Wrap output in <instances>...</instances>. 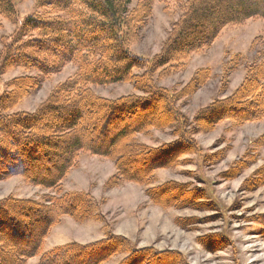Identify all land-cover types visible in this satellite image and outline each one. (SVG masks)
Returning a JSON list of instances; mask_svg holds the SVG:
<instances>
[{
	"label": "trees",
	"instance_id": "trees-1",
	"mask_svg": "<svg viewBox=\"0 0 264 264\" xmlns=\"http://www.w3.org/2000/svg\"><path fill=\"white\" fill-rule=\"evenodd\" d=\"M21 1L0 0V15L14 19ZM211 1L215 0H173L181 15L161 52L145 59L133 55L131 45L143 39L153 0H140L133 10V0H39L37 8L46 14L29 17L0 53L4 73L16 68L39 73L9 82L0 98V181L12 176L9 164L20 158L28 183L60 191L79 156L87 153L114 163L116 173L106 183V191L123 183L148 186L156 183L158 170L184 164V156L201 152L196 135L212 133L225 121L241 126L264 120V32L252 45L250 61L238 54L223 64L221 95L228 92L231 76L244 67L245 76L236 90L201 108L193 119L182 112L179 102L207 85L210 69L198 70L180 93L172 94L156 84L158 71L164 69L166 75L180 71L192 55L208 50L226 27L264 20V0H216L217 7H210ZM69 63L77 66V74L57 86L39 109L8 114L38 91L45 78ZM124 82L132 83L144 96L111 100L91 90V86ZM172 127L176 140L171 143L150 147L137 140L141 134ZM224 152L210 159L221 160ZM249 166L250 160L239 159L222 176L234 180ZM258 175L261 178L247 181L246 187H263L264 167ZM60 193L41 201L11 196L0 200V264H25L37 256L40 264H105L119 255L125 256L119 264H187L178 252L152 246L140 249L107 231V222L99 214L104 199L98 201L86 192ZM145 195L163 209L206 211L213 208L205 207L214 205L205 201L203 189L178 182L147 189ZM64 216L77 223L90 219L104 223L106 235L96 242H74L42 253L51 229ZM182 221L177 220V225L186 227ZM222 243L212 237L203 245L216 251Z\"/></svg>",
	"mask_w": 264,
	"mask_h": 264
},
{
	"label": "rangeland",
	"instance_id": "rangeland-1",
	"mask_svg": "<svg viewBox=\"0 0 264 264\" xmlns=\"http://www.w3.org/2000/svg\"><path fill=\"white\" fill-rule=\"evenodd\" d=\"M38 1H21L17 5L14 19L0 15V53L3 44L20 31L29 17L46 14V10L37 8ZM139 2L140 0H133L130 9L136 8ZM217 2L211 1L210 7H217ZM180 15L181 11L174 5L173 0H153L143 39L131 45L132 54L145 59L158 55L172 24ZM263 32L264 20L261 19H250L242 24L228 26L208 50L192 55L180 71L168 75L163 73L164 69L158 71L155 75L156 84L158 87L167 88L172 94L180 93L198 70L210 69L212 78L207 85L189 99L179 102L182 112L189 119H193L201 108L218 98L228 97L236 90L246 71L244 67L237 70L231 76L228 92L221 95L219 90L222 85L223 64L238 54L246 56L250 61L252 45ZM77 72L75 64H66L59 73L45 78L38 91L24 98L8 114L34 113L57 86L74 78ZM142 72L135 71V74ZM38 75L37 70L24 68L4 73L0 61V98L7 92L9 82ZM91 90L97 96L111 100L131 95L144 96L135 91L132 83L128 82L91 86ZM172 130L174 127L152 130L149 134L139 135L137 140L147 146L158 147L176 140L172 136ZM1 137L0 131V140ZM195 139L201 152L184 156V164L172 169L158 170L156 183L148 186L123 183L110 191L105 190V185L115 175L116 169L112 161L103 157L81 154L76 167L61 183L60 191L28 183L22 175V161L16 158L9 164L12 176L0 181V200L11 196L20 200L41 201L46 196L57 197L59 192H86L98 201L105 200L99 214L107 222V231L129 239L137 248L152 246L158 251H175L183 256L187 264H264V186L252 188L245 184L249 180L261 178L258 174L264 167V120L241 126L225 121L212 133L198 134ZM221 150L225 151L222 161L219 157L210 159V155ZM239 159L250 160L251 166L236 179L226 180L222 174L231 170ZM168 182L191 185L192 189H203L206 192L205 201L214 204L213 207L205 208L213 210L163 209L153 205L145 195L146 190ZM62 193L60 194L63 195ZM179 219L183 220L186 227L177 225ZM104 228L105 224L95 219L77 223L64 216L51 229L42 253L74 242L88 244L99 241L106 235ZM212 237L223 240L216 251L203 245ZM124 257L116 256L105 264H119ZM25 264H40V256L29 259Z\"/></svg>",
	"mask_w": 264,
	"mask_h": 264
}]
</instances>
